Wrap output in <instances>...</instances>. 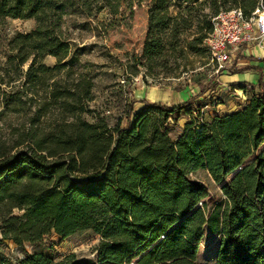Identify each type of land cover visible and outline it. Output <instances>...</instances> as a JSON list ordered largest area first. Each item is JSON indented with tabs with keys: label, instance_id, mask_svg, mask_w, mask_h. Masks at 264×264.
Segmentation results:
<instances>
[{
	"label": "trees",
	"instance_id": "trees-1",
	"mask_svg": "<svg viewBox=\"0 0 264 264\" xmlns=\"http://www.w3.org/2000/svg\"><path fill=\"white\" fill-rule=\"evenodd\" d=\"M183 1L188 4L174 14L171 0H153L147 8L136 60L152 79H142L145 85L156 84L157 70L170 74L168 53H199L195 45L220 9L238 7L248 15L258 0ZM118 4L0 0V19L34 20L30 31L9 39L4 65L23 69L25 89L44 85L35 115L47 104L60 113L48 130L18 139L13 147L20 149L0 150V239L19 246L49 233L65 238L88 229L98 236L92 258L70 253L56 260L33 251L15 264H205L196 256L207 233L214 238L212 264H264V85L251 86L238 110L208 121L200 109L215 99L198 97L213 92L215 76L196 82L197 93L174 106L138 100L133 89L114 125L100 116L83 119L92 84L82 73L69 78L62 18L74 10L86 17L115 13ZM197 28L204 33L183 39ZM44 56L55 63L46 66ZM29 91L31 99L37 92ZM181 117L188 121L172 140L170 124ZM198 170L219 185L220 198L211 205L205 186L189 178Z\"/></svg>",
	"mask_w": 264,
	"mask_h": 264
},
{
	"label": "rangeland",
	"instance_id": "rangeland-1",
	"mask_svg": "<svg viewBox=\"0 0 264 264\" xmlns=\"http://www.w3.org/2000/svg\"><path fill=\"white\" fill-rule=\"evenodd\" d=\"M117 1L119 4L115 13H109L107 9H103L91 17H86L80 11L74 10L65 14L61 23L62 35L70 49L69 78L76 73H82L91 80L92 84L91 100L86 103L89 111L83 113L81 117L91 121L95 116H100L108 125H114L119 116L125 113L131 97L130 91L141 85L149 86L143 84L142 79L147 82L152 80L150 76L141 74L143 68L136 65V60L140 55L144 39L146 11L153 0ZM199 1L194 0L192 4ZM187 4L183 0H171L172 14L183 10ZM33 25L32 18L0 19V150L13 152L20 149L22 145L13 146L18 139L24 137L27 131L36 130L38 133L46 131L60 118V113L53 104L44 105L43 109L37 112L38 115H35V108L41 104L44 85L28 87L29 90L37 92L30 99L28 96L31 91L22 85L23 69L20 71L14 65H4L9 54V39L16 33L30 31ZM202 33L204 29L197 28L196 31L191 29L183 34V39L190 40L192 36H200ZM195 46L199 48V53L188 51L178 54L168 53L169 63L166 70L170 74L165 76L163 71L157 70L158 77L154 83L169 90L190 91L196 82L204 84L207 79L213 78L215 76L213 67L203 47V39ZM42 62L51 67L55 60L51 56H44ZM127 78L130 80V85ZM213 85V93L219 95L224 103L225 94L219 93L216 83ZM209 90L207 93L212 92L211 88ZM212 107L214 105L202 107L201 115H212L213 112L210 111ZM191 116L195 118L194 113ZM187 121L188 118L181 117L175 124H170L171 139L179 133ZM189 178L205 186L207 205H211L220 198L219 185L214 184L204 170L191 173ZM13 214H20V211L13 210ZM97 242L98 236L88 229L77 231L65 238L49 233L37 242L23 243L19 246L10 240L0 239V262L15 264L25 253L33 251L50 253L56 260L70 253L75 254L76 258H92L93 248ZM214 251V238L206 233L199 244L197 261L212 264Z\"/></svg>",
	"mask_w": 264,
	"mask_h": 264
},
{
	"label": "crops",
	"instance_id": "crops-1",
	"mask_svg": "<svg viewBox=\"0 0 264 264\" xmlns=\"http://www.w3.org/2000/svg\"><path fill=\"white\" fill-rule=\"evenodd\" d=\"M262 43L264 44V38ZM262 53V48L253 41L242 44L231 51L229 59L230 70L222 72L215 76L214 79L215 86L219 87V93L225 94L226 100L224 103L220 100V96L213 92H205L198 97V99H205L211 96V98L218 101L216 102L218 104H214V107L210 110L213 112V116H223L238 110L241 106L247 104L249 99L248 90L251 86H256L258 82L264 85V65L261 62ZM196 93L197 89L195 86L190 91L185 89L176 91L169 90V88H161L158 83L146 87L141 85L133 90V96L138 100L145 99L149 102H159L169 106L184 102ZM212 115L207 116L205 114L201 116L204 121H208L210 119L207 118L213 117ZM181 132L182 129L172 140L179 136Z\"/></svg>",
	"mask_w": 264,
	"mask_h": 264
},
{
	"label": "built area",
	"instance_id": "built-area-1",
	"mask_svg": "<svg viewBox=\"0 0 264 264\" xmlns=\"http://www.w3.org/2000/svg\"><path fill=\"white\" fill-rule=\"evenodd\" d=\"M211 30L203 39L215 76L230 70L231 51L236 47L256 42L262 48L261 62L264 65V4L258 0L253 10L245 15L234 7L218 11L211 17ZM215 101L203 105L206 108Z\"/></svg>",
	"mask_w": 264,
	"mask_h": 264
}]
</instances>
